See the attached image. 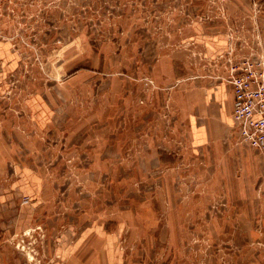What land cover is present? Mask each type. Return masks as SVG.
<instances>
[{
  "label": "rangeland",
  "instance_id": "374dc122",
  "mask_svg": "<svg viewBox=\"0 0 264 264\" xmlns=\"http://www.w3.org/2000/svg\"><path fill=\"white\" fill-rule=\"evenodd\" d=\"M0 42V264H264V154L190 120L264 0H0Z\"/></svg>",
  "mask_w": 264,
  "mask_h": 264
},
{
  "label": "built area",
  "instance_id": "2783aa9c",
  "mask_svg": "<svg viewBox=\"0 0 264 264\" xmlns=\"http://www.w3.org/2000/svg\"><path fill=\"white\" fill-rule=\"evenodd\" d=\"M226 81L232 86L233 119L241 141L264 154V63H236Z\"/></svg>",
  "mask_w": 264,
  "mask_h": 264
},
{
  "label": "crops",
  "instance_id": "0c3cea01",
  "mask_svg": "<svg viewBox=\"0 0 264 264\" xmlns=\"http://www.w3.org/2000/svg\"><path fill=\"white\" fill-rule=\"evenodd\" d=\"M17 60V56L12 52L10 46L0 42V71L8 72L13 69ZM42 100V98H41ZM44 102V100H42ZM45 106L48 102L45 99ZM234 108V98L230 95V89L227 85H220L205 92V95L200 97L196 114L191 116V126L195 135H202L208 140L210 128L222 126V124H232V109ZM204 120V122H203ZM28 176L31 175L27 171ZM33 176V175H32ZM39 177V176H37ZM36 179V181H39ZM88 246V245H87ZM90 245L84 248L87 252ZM81 249V248H80ZM89 256L80 253L73 258L74 264H91L93 256L88 251ZM62 258V257H61ZM96 260V259H95Z\"/></svg>",
  "mask_w": 264,
  "mask_h": 264
}]
</instances>
